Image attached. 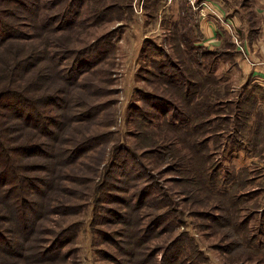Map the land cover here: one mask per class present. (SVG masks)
I'll use <instances>...</instances> for the list:
<instances>
[{"label":"rangeland","instance_id":"374dc122","mask_svg":"<svg viewBox=\"0 0 264 264\" xmlns=\"http://www.w3.org/2000/svg\"><path fill=\"white\" fill-rule=\"evenodd\" d=\"M31 2L10 33L67 44L0 53V264H264V0Z\"/></svg>","mask_w":264,"mask_h":264},{"label":"trees","instance_id":"16d2710c","mask_svg":"<svg viewBox=\"0 0 264 264\" xmlns=\"http://www.w3.org/2000/svg\"><path fill=\"white\" fill-rule=\"evenodd\" d=\"M1 1V3L2 4H4L5 3V5H3V6H0V53H2V52H6V51H13V49L11 48V44L12 43H10L9 41L12 39V38H17L18 40L21 38H26V37H18V36H13L10 32V30H9V27L5 24V22H4V20H3V18H6V17H8V16H11V17H16V14H17V11H15L16 9H21V10H24V8L23 7H27V9H28V11H29V14L30 15H32V19L34 18V17H36V18H39V16H38V13L36 12V9H35V7H36V3H37V1H36V3H35V5L31 2L32 0H29V3H27V0H0ZM1 5V4H0ZM17 5V6H16ZM18 5H20V6H18ZM30 5V6H29ZM14 6H16V7H14ZM10 7H14L12 10L10 9ZM32 7L35 9V10H33L32 9ZM25 11V10H24ZM7 23V22H6ZM36 28V27H35ZM44 30H48V31H55V32H57V31H59L57 28H55V27H53V28H50V27H44L43 28ZM61 30H64V31H66L65 29H64V27L62 26V28H61ZM44 34H42V33H39V34H37V36H33V37H35L36 39H38V42H39V46H36V45H34L35 47H33L34 49H37V48H39V49H41L40 51H36V50H34V51H31V54H33V55H35V59L37 58V53H41L42 55H43V59L44 58H46V59H48V58H50L51 57V59L53 60V59H55V60H57L58 61V57H57V52L55 51L54 52V50H52V54H51V56H49L48 54L49 53H51V52H48L47 51V49H46V44L48 45V43H50V44H53V45H55L56 47H59V48H62V46L63 45H66L67 43L66 42H64V41H62L60 38V40H61V42L59 41V39H56V40H51L50 38H45V36H43ZM33 37H30V36H28L27 38L29 39V40H31V39H33ZM26 38V39H27ZM68 41H70V39H68V38H66ZM14 41H17V40H14ZM18 42V41H17ZM18 43H20V42H18ZM192 48H194V47H192ZM197 48H200V46H198ZM21 49H23V47H20L19 46V48H18V51L20 50L21 51ZM196 50H198V49H196ZM201 50V49H200ZM200 50H198L199 52H201ZM65 52L66 53H71V49H67L66 48V50H65ZM30 56V55H29ZM29 56H27L26 57V59L29 57ZM39 57V56H38ZM69 57V56H68ZM68 57H66V58H64V59H67ZM202 57V55L200 56V54H196V58L197 59H200ZM24 59V58H23ZM23 59H19V61L20 60H23ZM77 61H79V60H77ZM3 62V59H0V63H2ZM18 67L19 66V64H18V62H14V66H12V64H8V67L10 68V71H11V69H14V67ZM29 67V66H28ZM52 68V67H51ZM38 70H37V72L39 73V72H41V68L39 67V68H37ZM21 71H24V70H21ZM21 71H12L11 72V75H10V77L12 78V75H14V72H17L18 73V75H19V79L20 78H24L25 76H20V74H19V72H21ZM38 73H36V76H37V74ZM190 76V75H189ZM188 83L190 84V86L192 85V86H194V83H197L196 81H192L191 82V77H189L188 78ZM207 80H208V78H204V80L203 81H205V82H207ZM23 81V80H22ZM31 81H29V83H28V85H26L25 87H28V86H32L33 87V85L34 84H31L30 83ZM198 84V83H197ZM36 86V85H35ZM189 89V88H188ZM192 89V88H191ZM191 89H189V99L188 100H186V102H187V104H189V105H193V107H195V106H199V108H203V109H205L206 111H207V113H209V112H212V110H213V107H214V105L215 104H213L212 102H210L209 100H206V97L204 98V100H201V99H199L198 100V102H195L194 103V96L192 97V95L194 94V92L192 91V93L190 92V90ZM3 90H4V93L3 94H1L0 95V99H5L6 97H9V96H11V97H15L12 93H10V92H15V91H10V89H8L7 87H4L3 88ZM193 90V89H192ZM18 95V97H20V94H17ZM50 95L49 94H45L44 96H41V98H40V101H46V99L49 97ZM50 98V97H49ZM53 98V97H52ZM203 98V97H202ZM54 99H56V98H54ZM50 101V100H49ZM42 103V102H41ZM46 103V102H45ZM222 106H224V104H221ZM7 107V106H6ZM10 109V108H9ZM16 113H17V111H16ZM201 116V115H200ZM28 118V117H27ZM1 124V123H0ZM2 125V124H1ZM3 125H5L4 127H2V126H0V163L1 162H3V164H4V170L3 171H0V185H2V182L3 181H7V178H10L11 176H15L16 175V173H17V171H16V169H15V166H14V164L12 163V161H11V157L10 156H8V154L6 153V151H5V149L6 148H4V143L2 142V141H4V139H3V137L5 136L4 134H6V133H8L10 130H9V127L6 125V124H3ZM200 125V124H199ZM31 127H34L32 124H31ZM5 140L7 141V136H5ZM30 147H33L32 145L31 146H29L28 148H30ZM23 148H25V147H23ZM27 148V149H28ZM26 149V148H25ZM33 151V150H32ZM6 153V155H5V153ZM18 187H20V186H18ZM15 196V198L16 199H18V194H15L14 195ZM20 203H21V200H20ZM21 205V204H20ZM22 207V206H21ZM8 208L9 209H13V207H11V206H8ZM25 207H22L21 208V212H22V215L20 214V216H19V218L20 219H22L23 220V231L26 233V232H28L30 229H29V226H30V221H29V218H27V216L25 215V211L23 210ZM23 216V217H22ZM21 221V220H20ZM0 238H1V236H0ZM5 243H9V242H6L5 241ZM9 246V245H8ZM14 250H12L10 253H12ZM51 251H52V249H49V248H46L45 250L44 249H42V250H40V251H33L31 254L32 255H34V254H36L37 256H39L38 258H37V260H35V262H28V260L26 259V258H24V262H26V263H31V264H47V263H49V262H52L53 261V259H54V256H51L50 255V253H51ZM18 259H23V257L22 258H20L19 256H18ZM56 259H58L57 258V256H56Z\"/></svg>","mask_w":264,"mask_h":264}]
</instances>
